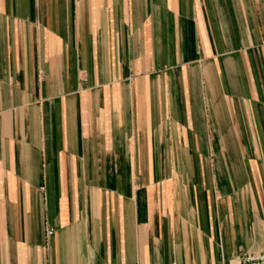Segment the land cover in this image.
Masks as SVG:
<instances>
[{
  "label": "crops",
  "instance_id": "obj_1",
  "mask_svg": "<svg viewBox=\"0 0 264 264\" xmlns=\"http://www.w3.org/2000/svg\"><path fill=\"white\" fill-rule=\"evenodd\" d=\"M247 253L264 0H0V264Z\"/></svg>",
  "mask_w": 264,
  "mask_h": 264
},
{
  "label": "built area",
  "instance_id": "obj_2",
  "mask_svg": "<svg viewBox=\"0 0 264 264\" xmlns=\"http://www.w3.org/2000/svg\"><path fill=\"white\" fill-rule=\"evenodd\" d=\"M51 233V229L47 230L46 235H50ZM225 264H264V253H247L237 260Z\"/></svg>",
  "mask_w": 264,
  "mask_h": 264
}]
</instances>
